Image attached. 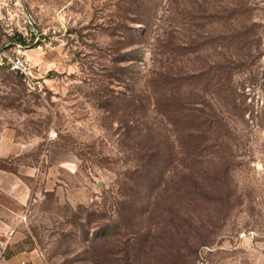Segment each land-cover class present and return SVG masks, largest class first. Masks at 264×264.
Masks as SVG:
<instances>
[{
	"label": "rangeland",
	"instance_id": "rangeland-1",
	"mask_svg": "<svg viewBox=\"0 0 264 264\" xmlns=\"http://www.w3.org/2000/svg\"><path fill=\"white\" fill-rule=\"evenodd\" d=\"M0 35L43 86L0 66V264H264V0H0Z\"/></svg>",
	"mask_w": 264,
	"mask_h": 264
},
{
	"label": "built area",
	"instance_id": "built-area-1",
	"mask_svg": "<svg viewBox=\"0 0 264 264\" xmlns=\"http://www.w3.org/2000/svg\"><path fill=\"white\" fill-rule=\"evenodd\" d=\"M16 4V3H14ZM28 23L32 22L27 18ZM37 41V36H36ZM25 47L22 44H6L1 43L0 35V66H7L11 71L20 76L23 84L31 91H41L42 82L33 76V71L29 63V59L25 55ZM56 134H52V139Z\"/></svg>",
	"mask_w": 264,
	"mask_h": 264
},
{
	"label": "trees",
	"instance_id": "trees-1",
	"mask_svg": "<svg viewBox=\"0 0 264 264\" xmlns=\"http://www.w3.org/2000/svg\"><path fill=\"white\" fill-rule=\"evenodd\" d=\"M251 35H253V34L251 33ZM236 43L237 44L234 47V53L233 54L236 55L238 58L241 57V55H242L241 53L243 51H249V48L252 45V43L249 40V38H247V33L246 32H241V33H239V35H237ZM240 59H239V62H240ZM241 66H242V63L240 62L238 67H241ZM227 69H229V68H227ZM227 69L225 67L222 69L223 78L221 80L222 81L221 88H222L223 91H226V89H223V88H226L227 85H229V82H230L229 79H227V76H225Z\"/></svg>",
	"mask_w": 264,
	"mask_h": 264
},
{
	"label": "crops",
	"instance_id": "crops-1",
	"mask_svg": "<svg viewBox=\"0 0 264 264\" xmlns=\"http://www.w3.org/2000/svg\"><path fill=\"white\" fill-rule=\"evenodd\" d=\"M72 1H75V2H78L81 4H89V3L97 1V0H72ZM2 157H5V156L2 154V148H0V158H2Z\"/></svg>",
	"mask_w": 264,
	"mask_h": 264
}]
</instances>
